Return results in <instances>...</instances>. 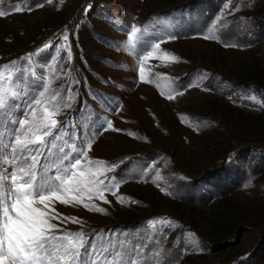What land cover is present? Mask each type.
I'll use <instances>...</instances> for the list:
<instances>
[{
    "label": "rangeland",
    "instance_id": "374dc122",
    "mask_svg": "<svg viewBox=\"0 0 264 264\" xmlns=\"http://www.w3.org/2000/svg\"><path fill=\"white\" fill-rule=\"evenodd\" d=\"M0 10V67L26 70L19 102L40 98L38 118L58 105L61 135L72 130L83 162H102L98 179L119 182L108 202L54 201L51 223L97 245L138 244L140 264H264V0H0Z\"/></svg>",
    "mask_w": 264,
    "mask_h": 264
},
{
    "label": "snow or ice",
    "instance_id": "6c2138e0",
    "mask_svg": "<svg viewBox=\"0 0 264 264\" xmlns=\"http://www.w3.org/2000/svg\"><path fill=\"white\" fill-rule=\"evenodd\" d=\"M21 11V6H15V12ZM6 14L0 10V17ZM140 32V28L132 26L129 41H135ZM63 39L67 41L68 36ZM159 48L157 43L153 51ZM152 54L149 51L147 56ZM14 65L12 62L0 67V126L3 127L0 131V264H140L137 257L142 248L138 244L129 247L126 241L109 240L108 246L97 245L94 238L85 240L83 232L66 233L51 223L52 219L60 218L59 214H50V210L54 212L51 209L54 201L78 204L80 197L87 193L89 198L98 197L108 202L104 192L111 191L113 185L119 187V182L106 177L109 182L105 183L97 178L98 173L92 169L102 162H83L86 152L72 140V130L64 133L69 138L64 145L57 146L55 141L64 139L60 130L65 128L63 122L52 118L59 106L44 105V115L38 118L40 98L19 102L27 93L13 86L24 83L26 70ZM143 71L141 67V80ZM29 78L37 79L35 72L30 73ZM4 81L8 82V89L3 88ZM44 95L45 92L39 93L41 97ZM167 98L171 100L174 96ZM51 99L55 102L56 95ZM109 129L116 130L111 121L104 128ZM118 202L123 203L122 198L118 197ZM83 206L90 211H104L88 204ZM65 219L76 222V218ZM148 223L155 227V221Z\"/></svg>",
    "mask_w": 264,
    "mask_h": 264
}]
</instances>
